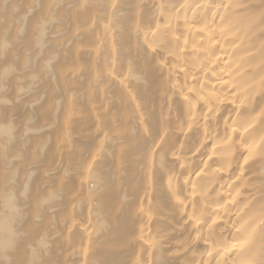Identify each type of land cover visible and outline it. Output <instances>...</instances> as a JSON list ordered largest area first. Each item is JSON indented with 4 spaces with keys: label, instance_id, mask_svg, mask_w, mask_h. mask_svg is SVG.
I'll list each match as a JSON object with an SVG mask.
<instances>
[{
    "label": "bare ground",
    "instance_id": "bare-ground-1",
    "mask_svg": "<svg viewBox=\"0 0 264 264\" xmlns=\"http://www.w3.org/2000/svg\"><path fill=\"white\" fill-rule=\"evenodd\" d=\"M0 264H264V0H0Z\"/></svg>",
    "mask_w": 264,
    "mask_h": 264
}]
</instances>
